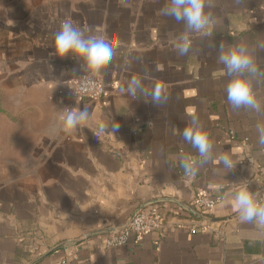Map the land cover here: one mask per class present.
I'll list each match as a JSON object with an SVG mask.
<instances>
[{
    "label": "crops",
    "instance_id": "obj_1",
    "mask_svg": "<svg viewBox=\"0 0 264 264\" xmlns=\"http://www.w3.org/2000/svg\"><path fill=\"white\" fill-rule=\"evenodd\" d=\"M166 3L0 0V264H264V225L242 222L232 205L242 181L264 204V76L251 77L261 111L234 109L231 77L218 62L221 45L243 43L264 72V0H211L213 23L189 34L183 56L175 44L185 27L161 15ZM68 19L85 36L108 20L114 56L100 72L83 58L55 56ZM85 74L109 83V93L75 102L89 120L59 131L65 103L56 89ZM132 76L148 93L163 84L167 101L121 91ZM190 109L212 142L203 163L182 136ZM100 122L120 127L113 136ZM223 155L233 169L217 162ZM185 158L197 162L194 177L181 167ZM199 191L219 197L206 221L183 207ZM147 204L160 207L166 228L107 247L108 235Z\"/></svg>",
    "mask_w": 264,
    "mask_h": 264
},
{
    "label": "clouds",
    "instance_id": "obj_2",
    "mask_svg": "<svg viewBox=\"0 0 264 264\" xmlns=\"http://www.w3.org/2000/svg\"><path fill=\"white\" fill-rule=\"evenodd\" d=\"M211 0H167L165 7L160 9V13L166 17H172L177 22H182L185 27V34L179 38L175 44L178 53L183 56L187 55L191 48L189 34L192 32H201L209 28L213 23L211 12L206 11V7ZM110 24L105 19L96 29L95 35L85 36V33L78 27L74 26L70 19L60 24L59 30L54 38V53L58 58H65L69 54L83 58L86 66L92 72H100L102 68L111 63L114 56L113 44L109 42ZM218 62L224 66L226 75L231 77L227 84L226 94L227 101L234 109H251L261 111V104L257 100L251 77L264 76L254 57L249 51L246 44L240 43L230 46L225 50L224 46H220ZM131 96H136L138 92L151 96L154 104L164 103L168 99V94L163 84H156L151 92H146L143 82L137 76H132L128 82L126 89ZM190 123L184 127L182 136L184 140L198 151L201 163L211 159L212 142L207 131L199 118L194 114V110ZM90 117L88 109H65L59 118V131L71 134L80 126L84 125ZM111 128L113 136L118 131L120 125L118 122L108 125L104 122L99 123L100 130ZM259 143L264 145V126H258ZM229 170L234 168L233 162L228 155H223L217 161ZM197 162L191 158H185L181 161V167L185 174L195 176L197 173ZM232 205L240 214L242 222H256L264 225V204L259 203L255 194L250 191L248 185L243 181L238 190L234 193Z\"/></svg>",
    "mask_w": 264,
    "mask_h": 264
},
{
    "label": "built area",
    "instance_id": "obj_3",
    "mask_svg": "<svg viewBox=\"0 0 264 264\" xmlns=\"http://www.w3.org/2000/svg\"><path fill=\"white\" fill-rule=\"evenodd\" d=\"M109 83L104 82L97 76L89 74L81 75L73 80L59 85L56 94L64 104L65 109H72L73 104L82 99H99L109 93ZM264 155V147L261 149ZM219 197L211 196L206 191H199L192 198L188 205L183 206L187 212L191 210L197 214L209 219V213L212 211ZM192 214V213H191ZM195 216L194 214H192ZM198 218V217H197ZM192 232L197 231L194 226H188ZM166 228L164 213L156 204H147L136 210L130 217L127 225L118 231L108 235L105 245L110 248L122 247L131 240L139 242L142 236L150 231H162ZM62 260L59 264H65Z\"/></svg>",
    "mask_w": 264,
    "mask_h": 264
},
{
    "label": "water",
    "instance_id": "obj_4",
    "mask_svg": "<svg viewBox=\"0 0 264 264\" xmlns=\"http://www.w3.org/2000/svg\"><path fill=\"white\" fill-rule=\"evenodd\" d=\"M191 213L194 214L196 217L200 218V219H205V217L197 214L196 212H194L193 210H191Z\"/></svg>",
    "mask_w": 264,
    "mask_h": 264
}]
</instances>
